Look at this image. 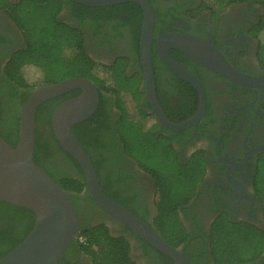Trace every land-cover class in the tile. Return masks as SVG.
Masks as SVG:
<instances>
[{
	"label": "flooded vegetation",
	"instance_id": "af4514ba",
	"mask_svg": "<svg viewBox=\"0 0 264 264\" xmlns=\"http://www.w3.org/2000/svg\"><path fill=\"white\" fill-rule=\"evenodd\" d=\"M62 1L56 14L60 27L69 34L80 35L84 52L94 62L111 66L120 58L127 59L124 73L129 83L126 85L132 86L139 79L140 95L134 99L128 94L123 109L128 119L141 126L142 132L154 135L150 138L152 147L164 150L165 155L182 166L203 164L198 184L186 203L177 208L180 225L174 229L178 232L166 236L171 241L184 239L173 246L155 225L157 196L152 176L123 150L119 140L123 111L116 105L115 95L108 92L103 94L100 123L87 121L78 129L98 162L107 191L123 201V207L145 221L169 246L182 252L187 264H214L210 239L216 222L221 227L264 233V196L261 194L264 193V85L245 88L170 48L169 55L200 82L205 108L195 123L182 129L169 128L156 119L145 96L139 51L136 54L134 50L135 10L122 5L125 2L99 6V10H83L71 4L73 1ZM149 3L155 13L154 36L183 32L208 40L230 65L264 82V31L259 27L264 14L261 3L237 0L222 9L214 0H151ZM35 7H39L36 0H0V104L4 119L17 104L9 96L23 91L4 75L5 66L17 51L26 47L20 21L22 18L27 22L25 9L30 13ZM150 55L156 99L163 113L175 123L189 119L199 107L198 91L163 63L154 42ZM79 93L80 89L75 88L53 97L56 98L55 106L51 105L53 110ZM193 106L195 110L184 116ZM41 130L48 133L49 127L42 125ZM58 145L41 159L44 167L59 179H79L73 163ZM87 192L83 188L78 194H72L79 225L103 224L110 235L123 236L129 243V256L134 264H173L170 257L106 215L91 196V200L88 198ZM78 237L77 234L75 243L65 249L60 264H92L90 257L79 250L84 238L81 236L80 241ZM235 264H264V250Z\"/></svg>",
	"mask_w": 264,
	"mask_h": 264
},
{
	"label": "trees",
	"instance_id": "16d2710c",
	"mask_svg": "<svg viewBox=\"0 0 264 264\" xmlns=\"http://www.w3.org/2000/svg\"><path fill=\"white\" fill-rule=\"evenodd\" d=\"M36 1L39 7L32 8L30 13L25 9L27 22L22 18L20 21L26 37V47L17 51L5 66L4 75L16 83L23 91L9 96V99L13 98L17 104L16 108L9 112L6 119L2 115L4 112L0 104V137L10 146L14 147L16 145L19 107L29 95L31 89L40 85L56 83L70 77L89 78L97 85L99 104L87 120L73 125L71 129L76 139L89 155L96 170L100 187L109 197L124 205L123 201L118 200L114 194H110L107 191V186H105L99 172L98 162L93 158L78 130L79 127L86 125L87 121L100 123L99 115L104 102L103 94L109 92L115 95L117 99L116 105L123 111L122 123L119 126V140L122 143L123 150L126 154L134 157L139 166L153 178L157 196L155 225H157L161 232L160 234L168 243L176 246L184 239L179 238L171 241L166 236L178 232L176 228L180 224L177 218V208L180 204L186 203L195 185L198 184L203 174V164L201 167H195L194 165L185 167L180 165L175 159L172 160L165 155L166 152L164 150L163 153L161 152L162 149L152 147L150 138L154 137V135L149 132H142L141 126L132 121V119H128L123 109L124 99H126L128 94L134 99H137L140 95L137 92L139 79L132 86L126 85V83H129L124 73L127 59L120 58L111 66L97 64L84 52L80 35L69 34L60 27L56 14L64 2L62 0ZM149 1L151 2V0ZM214 1L220 6L219 9H222L224 5L237 0ZM255 1L261 3L264 7V0ZM71 4L83 10L101 9V7H89L76 2H71ZM122 5L129 6L135 10L136 33L134 34V50L137 54L142 11L139 5L133 2H125ZM259 27L264 31V14ZM262 45H264V42ZM26 66L39 71V77L36 81L29 82L25 78L24 73L20 71L21 68ZM55 99L45 100L36 108L32 159L68 194L74 207L72 194H78L85 188L82 170L77 161L61 148L67 160L73 163L79 174V179H59L45 168L41 162L42 158L50 155L52 147L58 145L50 128V118L54 108L51 105L55 106ZM194 110L195 106L186 111L184 116H188ZM42 125L49 127L48 133L41 130ZM261 194L264 196V193ZM87 196L91 200L89 193ZM92 204L95 205L94 202ZM74 209L77 211L75 207ZM33 222L34 213L32 211L0 201V257L24 239L31 230ZM174 227L176 228L174 229ZM78 236L84 238V241L79 244V250L90 257L92 264H134L129 256L128 241L123 236L110 235L105 225L83 226L80 224ZM73 243L75 241L69 246L73 245ZM210 249L214 264H235L239 261L251 259L264 250V233L259 235L247 229L221 227L216 222L212 228ZM61 261L62 259L57 264L62 263Z\"/></svg>",
	"mask_w": 264,
	"mask_h": 264
},
{
	"label": "water",
	"instance_id": "95a60500",
	"mask_svg": "<svg viewBox=\"0 0 264 264\" xmlns=\"http://www.w3.org/2000/svg\"><path fill=\"white\" fill-rule=\"evenodd\" d=\"M70 1L91 7L123 2L139 5L142 17L138 51L145 96L156 119L169 128L182 129L195 123L205 108V94L200 82L183 64L169 55L170 48L245 88L264 85L262 80L242 73L230 65L208 40L183 32H166L154 36L155 13L148 0ZM152 42L155 43L163 63L178 77L193 85L199 93V107L189 119L177 123L169 121L157 102L150 55ZM75 88L80 89V93L55 107L51 114L50 127L60 147L79 164L85 188L92 200L106 215L120 221L131 232L170 257L173 264H187L182 252L169 246L145 221L109 197L100 187L92 161L71 129L76 123L87 119L95 111L99 101L97 87L90 80L79 77L65 78L31 89L19 107L16 145L12 147L0 137V201L34 213L31 230L15 247L0 257V264H57L65 249L77 237L79 216L68 194L32 159L37 106Z\"/></svg>",
	"mask_w": 264,
	"mask_h": 264
},
{
	"label": "rangeland",
	"instance_id": "374dc122",
	"mask_svg": "<svg viewBox=\"0 0 264 264\" xmlns=\"http://www.w3.org/2000/svg\"><path fill=\"white\" fill-rule=\"evenodd\" d=\"M23 73H24L25 78L29 82H34L39 77V71L36 70L35 68L29 67V66H26V67L23 68Z\"/></svg>",
	"mask_w": 264,
	"mask_h": 264
},
{
	"label": "built area",
	"instance_id": "2783aa9c",
	"mask_svg": "<svg viewBox=\"0 0 264 264\" xmlns=\"http://www.w3.org/2000/svg\"><path fill=\"white\" fill-rule=\"evenodd\" d=\"M78 239L81 241V240H82V237H81V236H79V237H78Z\"/></svg>",
	"mask_w": 264,
	"mask_h": 264
}]
</instances>
